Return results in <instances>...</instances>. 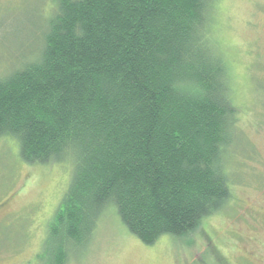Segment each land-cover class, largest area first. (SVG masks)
I'll return each mask as SVG.
<instances>
[{
  "label": "trees",
  "instance_id": "1",
  "mask_svg": "<svg viewBox=\"0 0 264 264\" xmlns=\"http://www.w3.org/2000/svg\"><path fill=\"white\" fill-rule=\"evenodd\" d=\"M53 3L37 57L0 73V137L72 165L39 263L69 264L108 211L147 245L224 211L241 134L221 0Z\"/></svg>",
  "mask_w": 264,
  "mask_h": 264
},
{
  "label": "rangeland",
  "instance_id": "2",
  "mask_svg": "<svg viewBox=\"0 0 264 264\" xmlns=\"http://www.w3.org/2000/svg\"><path fill=\"white\" fill-rule=\"evenodd\" d=\"M53 0H0V73L37 57ZM219 31L239 107L230 162L232 200L185 237L147 245L114 210L69 264H259L264 250V0H221ZM242 143V144H241ZM69 162L27 164L15 139L0 137V264H40L48 222L71 179Z\"/></svg>",
  "mask_w": 264,
  "mask_h": 264
},
{
  "label": "flooded vegetation",
  "instance_id": "3",
  "mask_svg": "<svg viewBox=\"0 0 264 264\" xmlns=\"http://www.w3.org/2000/svg\"><path fill=\"white\" fill-rule=\"evenodd\" d=\"M263 253L258 254L256 251H249L250 255H252L256 260L258 261L259 264H264V250L262 251Z\"/></svg>",
  "mask_w": 264,
  "mask_h": 264
}]
</instances>
